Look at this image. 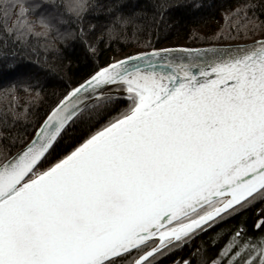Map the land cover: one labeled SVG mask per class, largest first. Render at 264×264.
I'll use <instances>...</instances> for the list:
<instances>
[{"label":"snow or ice","instance_id":"6c2138e0","mask_svg":"<svg viewBox=\"0 0 264 264\" xmlns=\"http://www.w3.org/2000/svg\"><path fill=\"white\" fill-rule=\"evenodd\" d=\"M83 8L55 0L18 18L17 36L47 35ZM248 8L230 10L203 47H156L158 36L103 61L90 48L91 68L47 100L24 83L20 115L31 109L33 127L0 133V264H156L205 232L211 249L201 241L172 264H264V246L244 237L264 230V203L247 215L264 202V21Z\"/></svg>","mask_w":264,"mask_h":264},{"label":"trees","instance_id":"16d2710c","mask_svg":"<svg viewBox=\"0 0 264 264\" xmlns=\"http://www.w3.org/2000/svg\"><path fill=\"white\" fill-rule=\"evenodd\" d=\"M2 3L3 0H0ZM22 3L27 9L29 21L47 14L53 8L51 0H22ZM243 3L249 4V16L254 13L259 21H264V0H95L94 3L89 0V7L79 18L64 12L62 21L52 20L54 28L47 35L37 36L29 32L23 40L17 36L15 23L23 17H18L15 9L5 14V9L0 8V133L6 137L14 131L28 129L30 132L33 127L30 122L31 109L29 119L20 115L24 112L25 104L31 105L29 93L23 86L25 82L38 86L47 100L63 89L68 76H79L91 68L93 60L88 51L90 48L95 47L100 61H103L124 53L145 50L146 42L154 41L158 36L164 39L156 43V47L204 45L209 42V30L221 24L227 27L226 14ZM109 4H115L116 10L123 13L138 12L135 21L128 26L114 22V10L108 8ZM57 5L62 7L63 0H57ZM35 30H40L38 24ZM57 30L70 34L60 39L57 38ZM250 38L242 36L239 40L224 42H244ZM9 61H14L15 67L6 69L4 65ZM5 87L14 90L5 92ZM6 143L7 140L0 137V144ZM4 154L0 150V159H3ZM262 203L257 201L248 210L249 218ZM231 223L234 220L213 226L211 231L216 232ZM209 235L210 232H205L194 237L190 243L159 258L156 264H172L177 260L182 262L201 241L211 249V242L207 239ZM230 235L231 232L222 234L217 247L226 243ZM244 237L245 241L264 246V230L250 228ZM120 259L126 264L130 257Z\"/></svg>","mask_w":264,"mask_h":264},{"label":"clouds","instance_id":"9594fccd","mask_svg":"<svg viewBox=\"0 0 264 264\" xmlns=\"http://www.w3.org/2000/svg\"><path fill=\"white\" fill-rule=\"evenodd\" d=\"M52 4L54 5L55 0H51ZM84 8L83 11L85 9H87L89 7V0H82ZM92 2L94 3L95 0H92ZM22 3V0H14V2H10V0H3V3L0 4V8H3L5 10H10V9H15L18 11V9L20 8ZM108 8H111L114 10V16H113V20L114 22L118 23L121 26H128L130 24H132L135 21V18L138 15V12H133V13H123L121 11L116 10V5L115 4H109ZM55 18H53L54 20ZM30 18L28 16L24 17L21 20V23H23L24 21H29ZM17 23V21L15 22ZM37 24H33V28H36Z\"/></svg>","mask_w":264,"mask_h":264},{"label":"water","instance_id":"95a60500","mask_svg":"<svg viewBox=\"0 0 264 264\" xmlns=\"http://www.w3.org/2000/svg\"><path fill=\"white\" fill-rule=\"evenodd\" d=\"M234 43H236V42H234ZM204 45H197V46H186V47H189V48H197V47H203ZM146 50H148V49H145V50H139V51H146ZM130 54V53H129ZM114 58H120V56H118V57H114Z\"/></svg>","mask_w":264,"mask_h":264}]
</instances>
